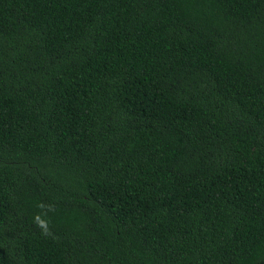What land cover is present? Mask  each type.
<instances>
[{"label": "trees", "instance_id": "16d2710c", "mask_svg": "<svg viewBox=\"0 0 264 264\" xmlns=\"http://www.w3.org/2000/svg\"><path fill=\"white\" fill-rule=\"evenodd\" d=\"M0 264H264V0H0Z\"/></svg>", "mask_w": 264, "mask_h": 264}]
</instances>
